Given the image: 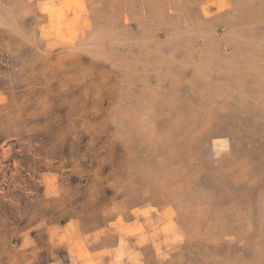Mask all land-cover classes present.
I'll return each mask as SVG.
<instances>
[{
	"label": "rangeland",
	"instance_id": "374dc122",
	"mask_svg": "<svg viewBox=\"0 0 264 264\" xmlns=\"http://www.w3.org/2000/svg\"><path fill=\"white\" fill-rule=\"evenodd\" d=\"M127 152L170 207L142 264H264V0H0L5 233Z\"/></svg>",
	"mask_w": 264,
	"mask_h": 264
},
{
	"label": "crops",
	"instance_id": "0c3cea01",
	"mask_svg": "<svg viewBox=\"0 0 264 264\" xmlns=\"http://www.w3.org/2000/svg\"><path fill=\"white\" fill-rule=\"evenodd\" d=\"M129 156L127 152L131 176L124 174L122 185L117 170L109 168L102 174L108 175L107 184L84 181L76 187H40L39 193L30 188L28 227H18L15 219L8 233L0 227V244L4 245L6 234L8 241L13 234L20 237L13 247L0 250V264H142L146 247L155 254L149 227L159 220L164 223L170 207L159 195L164 187L160 182L134 178L138 164ZM37 160L29 155L30 176L37 174ZM7 202L17 208L15 201ZM43 207L44 212L35 209ZM0 223L4 224L1 218ZM159 227L160 223L155 226ZM26 232L28 238L23 237Z\"/></svg>",
	"mask_w": 264,
	"mask_h": 264
}]
</instances>
